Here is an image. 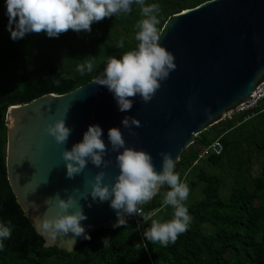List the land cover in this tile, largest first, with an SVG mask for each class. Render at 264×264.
I'll return each instance as SVG.
<instances>
[{
    "label": "trees",
    "instance_id": "obj_1",
    "mask_svg": "<svg viewBox=\"0 0 264 264\" xmlns=\"http://www.w3.org/2000/svg\"><path fill=\"white\" fill-rule=\"evenodd\" d=\"M202 1L145 4L159 6L160 30L169 15ZM139 19V6L133 4L130 13L93 22L90 32L70 29L57 37L28 33L13 40L5 0H0V224L11 231L2 241L0 264H264V110L259 107L246 120L244 114L232 113L208 126L181 152L175 171L189 187L192 198L184 204L191 220L167 246L148 241L146 229H137L132 216L120 227L93 230L91 239L83 238L71 252L44 246L16 203L5 172L7 107L49 92L65 93L103 72L109 57L120 58L137 47ZM121 40L122 48L117 46ZM86 61L93 70L81 74L77 67ZM214 139L221 143L220 153L202 152ZM167 190L161 187L140 209L161 222L170 220L173 209L163 204Z\"/></svg>",
    "mask_w": 264,
    "mask_h": 264
},
{
    "label": "water",
    "instance_id": "obj_2",
    "mask_svg": "<svg viewBox=\"0 0 264 264\" xmlns=\"http://www.w3.org/2000/svg\"><path fill=\"white\" fill-rule=\"evenodd\" d=\"M160 33L159 43L173 54L176 68L160 82L148 103L137 96L130 111H120L113 93L93 82L102 77L100 72L65 93L49 92L7 107L6 180L44 246L71 252L83 239L75 237L73 243L71 232L53 239L37 230L36 220L45 211L46 197L59 192L62 198L72 194L79 199L73 189L84 191V179H92L98 171H104V183L114 182L119 169L108 139L110 127L121 130L126 146L149 152L156 170L161 171L159 153H167L176 162L195 135L246 101L264 78V0H204L169 15ZM66 106L65 123L71 134L65 145H59L45 129ZM125 116L140 121V127L132 126L136 135L122 125ZM89 125L101 128L109 163L98 169L89 161L83 174L69 179L61 152L81 141ZM79 203L87 216L80 223L88 234L116 224L109 201H93L89 195Z\"/></svg>",
    "mask_w": 264,
    "mask_h": 264
},
{
    "label": "clouds",
    "instance_id": "obj_3",
    "mask_svg": "<svg viewBox=\"0 0 264 264\" xmlns=\"http://www.w3.org/2000/svg\"><path fill=\"white\" fill-rule=\"evenodd\" d=\"M133 4L139 6L141 16L135 25L137 47L122 53L120 58L109 57L102 77L93 81L106 86L113 93L119 110L125 112L131 110L133 98L137 96L144 103L150 102L161 87L160 82L176 68L173 54L159 43L161 33L157 27L160 23L157 13L160 9L157 4L146 5L145 0H5L7 27L13 40L22 39L28 33L57 37L70 29L90 32L93 22L118 13H130ZM117 46L122 48L123 41H119ZM93 66L91 61H86L78 65L77 71L81 74L91 72ZM68 111L69 107H64L60 115L46 125V133L59 145H65L71 134L65 123ZM121 123L131 135H136L132 126L140 127V121L131 116L123 117ZM102 134L98 125H89L81 141L73 144L70 150L63 148L61 157L67 178L83 174L89 161L98 169L107 167L109 161L105 156L109 149L101 139ZM108 139L111 150L116 153L119 169L114 182L111 185L104 183L105 173L101 170L92 179H84V191L73 189L79 192V199L72 194L62 198L59 192L46 197L45 211L36 220L37 230L53 239L71 232L73 243L75 237L91 239L80 223L87 219L80 199L87 200L90 195L93 201L97 198L101 202L109 201L117 215L113 227H120L126 223L125 216L138 214L139 206L151 201L166 185L168 190L164 193L163 204L173 209L172 218L164 222L153 219L143 235L148 241L164 246L174 243L178 235L187 230L191 220L184 204L189 187L175 171L174 160L165 152L159 153L162 170L157 171L149 152L125 145L120 129L110 127ZM10 236L9 227L0 224V248L4 246L2 241ZM103 243L107 246L105 239Z\"/></svg>",
    "mask_w": 264,
    "mask_h": 264
},
{
    "label": "built area",
    "instance_id": "obj_4",
    "mask_svg": "<svg viewBox=\"0 0 264 264\" xmlns=\"http://www.w3.org/2000/svg\"><path fill=\"white\" fill-rule=\"evenodd\" d=\"M259 107L260 110H264V78L254 87L249 95V98L239 103L232 112L228 113L224 118H229L232 113H242L243 119L246 120L252 115V109ZM221 143L218 139L212 140L202 152H210L214 155H218L221 151ZM150 212H145L140 209L138 214L132 215L134 225L137 229L141 228L145 217L150 216Z\"/></svg>",
    "mask_w": 264,
    "mask_h": 264
},
{
    "label": "rangeland",
    "instance_id": "obj_5",
    "mask_svg": "<svg viewBox=\"0 0 264 264\" xmlns=\"http://www.w3.org/2000/svg\"><path fill=\"white\" fill-rule=\"evenodd\" d=\"M192 197H188L187 199H191ZM154 216L156 217V214L155 215H152V216H149L147 220H145V224L143 225L145 229L149 228L150 225H151V221L154 219ZM155 220H159L161 221L160 219H158V217L155 218ZM148 221V222H147ZM147 227V228H146Z\"/></svg>",
    "mask_w": 264,
    "mask_h": 264
}]
</instances>
